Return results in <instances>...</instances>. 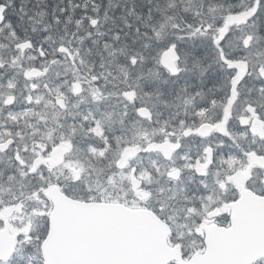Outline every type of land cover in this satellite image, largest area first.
Listing matches in <instances>:
<instances>
[{
    "label": "snow or ice",
    "instance_id": "snow-or-ice-1",
    "mask_svg": "<svg viewBox=\"0 0 264 264\" xmlns=\"http://www.w3.org/2000/svg\"><path fill=\"white\" fill-rule=\"evenodd\" d=\"M0 264H264V0H0Z\"/></svg>",
    "mask_w": 264,
    "mask_h": 264
}]
</instances>
